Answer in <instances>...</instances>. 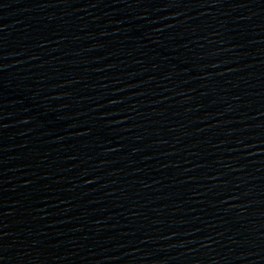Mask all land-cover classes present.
<instances>
[{
    "label": "water",
    "instance_id": "obj_1",
    "mask_svg": "<svg viewBox=\"0 0 264 264\" xmlns=\"http://www.w3.org/2000/svg\"><path fill=\"white\" fill-rule=\"evenodd\" d=\"M0 264H264V0H0Z\"/></svg>",
    "mask_w": 264,
    "mask_h": 264
}]
</instances>
